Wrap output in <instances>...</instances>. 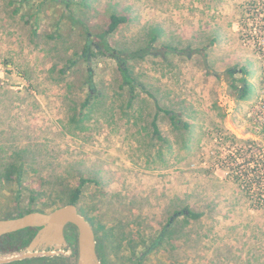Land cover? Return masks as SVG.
<instances>
[{
  "label": "rangeland",
  "instance_id": "374dc122",
  "mask_svg": "<svg viewBox=\"0 0 264 264\" xmlns=\"http://www.w3.org/2000/svg\"><path fill=\"white\" fill-rule=\"evenodd\" d=\"M68 2L0 0V219L59 207L86 180L78 206L103 226L108 264H264V211L209 159L259 91L264 0ZM114 14L128 21L107 35ZM12 165L20 180L7 179ZM34 191L46 196L31 203ZM65 235L54 264H77V231Z\"/></svg>",
  "mask_w": 264,
  "mask_h": 264
},
{
  "label": "built area",
  "instance_id": "2783aa9c",
  "mask_svg": "<svg viewBox=\"0 0 264 264\" xmlns=\"http://www.w3.org/2000/svg\"><path fill=\"white\" fill-rule=\"evenodd\" d=\"M255 37L262 61L259 91L249 109L230 116L223 132L213 136L219 145L209 159L214 158L212 171L218 177L222 171V179L236 184L253 208L264 211V31Z\"/></svg>",
  "mask_w": 264,
  "mask_h": 264
},
{
  "label": "water",
  "instance_id": "95a60500",
  "mask_svg": "<svg viewBox=\"0 0 264 264\" xmlns=\"http://www.w3.org/2000/svg\"><path fill=\"white\" fill-rule=\"evenodd\" d=\"M68 226L77 231V264H101L95 228L77 204L63 205L51 212H31L21 217L0 219V239L29 228L38 229L26 248L0 255V264L66 255L69 243L65 229Z\"/></svg>",
  "mask_w": 264,
  "mask_h": 264
},
{
  "label": "trees",
  "instance_id": "16d2710c",
  "mask_svg": "<svg viewBox=\"0 0 264 264\" xmlns=\"http://www.w3.org/2000/svg\"><path fill=\"white\" fill-rule=\"evenodd\" d=\"M68 1H69L68 2V6H70L72 0H68ZM127 21H128V18L126 16L116 15V14L112 15L111 16V23H110L109 27L106 29L105 33L107 35L113 33L121 24H124ZM147 53H148V49L147 48H141V49L133 52V54L131 53L130 57L132 59H134V58H144L147 55ZM123 60L118 61L119 62V71H120L121 78H122V86H128L130 88L131 101L129 102V105L131 106L132 105V101L134 100V97H135L134 90H135L136 86L138 85V82H137L135 76L130 71V68L126 65L125 59H123ZM89 72H90V69H89ZM89 81L91 82V84L93 83L91 74H90V77H89ZM93 94H94V90L91 87L90 88L89 97H88V99L86 100V102L84 104L85 106H87L91 102ZM243 94L244 95L242 97L245 98V96H246V88H244V93ZM159 109L162 110V111H165L168 114L171 113L168 110H163L162 108H159ZM186 127H188V126L186 125ZM153 128H154V134L156 136H158L159 139H161V132H160L156 122L153 123ZM9 171H10V174L7 175V179L8 180H11L12 175L14 176L15 174L17 175V180H20V178L22 176V168L21 167H16V166L12 165L10 167ZM86 183H87L86 180H81L76 187L69 188L68 190H66V192H64V195L66 194L67 200H66V202L62 203L61 206L67 205V204H77L78 205L80 203V199H81V196L83 194V188H84V185ZM34 192L31 194L32 195L31 198H30L31 199V203L32 202H36L38 199H40L41 196L44 195V193H38L36 191H34ZM45 196L46 195H44V197ZM55 198H56V196L50 197V198L48 197L47 201L49 203H50V201L53 202ZM48 206H49L48 207L49 209H35V210L27 209V210L19 212L15 217H21V216H23L25 214H28V213H31V212H51L54 209L58 208V207L53 208L52 203L49 204ZM80 211L82 212V214L84 216H86L81 209H80ZM178 214L181 215V216H185V217L193 218V219H199V217H200L199 214H196L195 212L191 211L190 209H186V210H184L182 212H179ZM8 218H13V217H8ZM87 218L91 222L93 227L95 228L94 222H92V220L89 217H87ZM5 219H7V218H5ZM97 229L101 230V229H103V226L100 225V226H98ZM97 229L95 228V232L98 231ZM37 231H38V229L29 228V229H26V230H23V231L14 233V234H9V235H6V236L2 237L0 239V255L7 254V253H13V252H17V251L23 250L24 248H26L30 244V242L32 241V239L36 235ZM33 260L42 261V263L45 262L43 264H54L56 262L57 258H45V257H43V258L25 260V261H21V262H17V263H12V264H28V263H30Z\"/></svg>",
  "mask_w": 264,
  "mask_h": 264
},
{
  "label": "flooded vegetation",
  "instance_id": "af4514ba",
  "mask_svg": "<svg viewBox=\"0 0 264 264\" xmlns=\"http://www.w3.org/2000/svg\"><path fill=\"white\" fill-rule=\"evenodd\" d=\"M98 234H99V230L96 232L97 253H98L99 259L101 261V264H108V261L106 259V254H105L106 251H105V249L103 247L102 242H100V240H99ZM161 235L162 234H159L158 235V239H156L155 242L152 244L150 250L148 248V249H146L143 253H141L138 256V259H137V262L138 263H143L145 261V258H147L150 255L151 251L152 250L153 251L155 250V247L157 246V244L159 243V241H161V237H162ZM131 260L132 261H136L135 258H132Z\"/></svg>",
  "mask_w": 264,
  "mask_h": 264
},
{
  "label": "crops",
  "instance_id": "0c3cea01",
  "mask_svg": "<svg viewBox=\"0 0 264 264\" xmlns=\"http://www.w3.org/2000/svg\"><path fill=\"white\" fill-rule=\"evenodd\" d=\"M239 195V196H238ZM240 197V194L237 192V193H234V191H230V193L228 195H226L225 199H227L226 201L229 203L231 202L233 199L235 198H239ZM232 199V200H231ZM240 199V198H239ZM241 201V199H240Z\"/></svg>",
  "mask_w": 264,
  "mask_h": 264
},
{
  "label": "bare ground",
  "instance_id": "6f19581e",
  "mask_svg": "<svg viewBox=\"0 0 264 264\" xmlns=\"http://www.w3.org/2000/svg\"><path fill=\"white\" fill-rule=\"evenodd\" d=\"M65 232H66V229H65Z\"/></svg>",
  "mask_w": 264,
  "mask_h": 264
}]
</instances>
